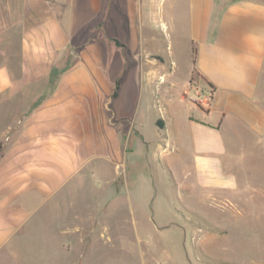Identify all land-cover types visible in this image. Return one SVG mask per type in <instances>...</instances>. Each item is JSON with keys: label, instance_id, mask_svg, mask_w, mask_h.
I'll return each instance as SVG.
<instances>
[{"label": "rangeland", "instance_id": "rangeland-1", "mask_svg": "<svg viewBox=\"0 0 264 264\" xmlns=\"http://www.w3.org/2000/svg\"><path fill=\"white\" fill-rule=\"evenodd\" d=\"M22 2L28 9L21 17L18 8L11 27L0 32V49L7 53L2 60L17 74L26 56L32 80L18 81L17 88H26L31 102L16 98V119L1 130L0 154L44 155L51 166L61 155L72 159L77 148L81 162L75 175L64 177L48 194L47 205L38 207L44 197L26 194L33 205V226L0 242V264H264V146L250 149L233 164L234 191L187 195L178 188L179 161L163 159L156 150L152 124L144 125V141L136 125L132 128L140 99L135 88L125 97L123 76H135L137 62L147 55L173 58L178 46L183 52L178 55L185 57L184 41L166 29L123 32L128 19L121 0H65L62 8L51 2L53 9L42 0H19L18 7ZM0 4L1 13L6 3ZM1 14L0 26L10 25V18ZM95 43L90 68L81 52ZM70 88L107 90L95 97L113 114L108 121L106 112L109 129L102 131L112 136L105 145L87 144L84 139L91 133L84 128L75 141L79 146L73 143L72 128L61 138L58 111L64 90ZM126 104L136 108L129 130V119L122 116L133 112ZM6 168L2 201L12 194Z\"/></svg>", "mask_w": 264, "mask_h": 264}, {"label": "crops", "instance_id": "crops-1", "mask_svg": "<svg viewBox=\"0 0 264 264\" xmlns=\"http://www.w3.org/2000/svg\"><path fill=\"white\" fill-rule=\"evenodd\" d=\"M3 1L6 9L1 13L10 18V25L6 22L3 28L0 26V32L11 27V19L18 15V8L21 17L28 9L24 2L18 7L19 0ZM42 1L48 9H53L51 2H60L62 8L65 0ZM121 1L126 9L123 15L128 19V25H121L123 32L126 28L133 32L156 28L171 30L179 42L184 41L186 54L180 57L178 54L183 52L177 46V56L173 58L159 59L147 55L137 62L135 76L129 73L123 76L125 97L129 88H135L140 99L132 128L136 125L137 134L143 139L145 123L152 124L156 150L163 159L179 161L182 177L178 188L187 195L234 191L238 183L233 164L244 160L250 149L264 146V1ZM56 10L59 16L58 5ZM22 45L26 47L28 43L23 41ZM96 47V43L91 44L81 52L90 68L94 66L95 57L91 59V54L93 56L96 52ZM193 47L196 50L194 62ZM6 55L0 49V134L16 119V98L23 96L26 102L29 101L27 89L17 88V82L24 84L28 77L26 56L17 74L5 59L2 60ZM98 78L106 82L103 76ZM28 79L32 80L31 75ZM96 93L102 97L107 90H64L58 111L61 116L57 122L63 132L62 139H65V131L68 134L71 128L74 145L80 144L75 141L82 136V128L91 133L84 139L87 144L105 145L111 138V133L106 134L102 129H109L106 112H110L108 121L113 114L109 107L97 103ZM81 97L87 100L81 101ZM196 98L203 103H196ZM126 106L129 112L132 106ZM27 108L25 106V111ZM136 108L130 111L133 112L131 117L121 115L129 119L127 130L131 128ZM78 152L77 148L73 150L72 159L60 154L57 163L51 166L44 155L34 159L26 152L9 156L0 154V193L5 185L4 179L8 177L6 167L10 168L9 186L12 187L10 197H4L3 201L0 197V242L9 240L18 229H23L21 235L27 228L31 229L33 205L26 201V194L44 197L38 207L47 205L48 194L60 186L62 179L80 170ZM7 157L10 158L5 166L2 162Z\"/></svg>", "mask_w": 264, "mask_h": 264}, {"label": "trees", "instance_id": "trees-1", "mask_svg": "<svg viewBox=\"0 0 264 264\" xmlns=\"http://www.w3.org/2000/svg\"><path fill=\"white\" fill-rule=\"evenodd\" d=\"M1 2V1H0ZM0 7H3V4H0ZM195 53H196V50H195V47L192 48V61L194 62L195 60ZM0 149H1V145H0Z\"/></svg>", "mask_w": 264, "mask_h": 264}, {"label": "built area", "instance_id": "built-area-1", "mask_svg": "<svg viewBox=\"0 0 264 264\" xmlns=\"http://www.w3.org/2000/svg\"><path fill=\"white\" fill-rule=\"evenodd\" d=\"M195 101H198V100L195 99Z\"/></svg>", "mask_w": 264, "mask_h": 264}]
</instances>
